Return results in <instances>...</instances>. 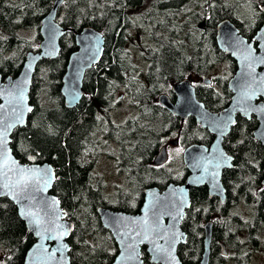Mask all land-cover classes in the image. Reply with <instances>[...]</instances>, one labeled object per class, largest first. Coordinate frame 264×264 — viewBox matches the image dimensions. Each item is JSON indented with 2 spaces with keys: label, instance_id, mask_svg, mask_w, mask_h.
Instances as JSON below:
<instances>
[{
  "label": "trees",
  "instance_id": "trees-1",
  "mask_svg": "<svg viewBox=\"0 0 264 264\" xmlns=\"http://www.w3.org/2000/svg\"><path fill=\"white\" fill-rule=\"evenodd\" d=\"M55 1L0 0V73L4 78L16 77L28 51L39 48L42 20ZM262 5L264 0H65L58 15V21L67 28L61 53L38 66L30 92L34 109L28 124L14 131L12 147L22 162H49L56 168L52 192L74 223L69 239L72 264H111L117 255V245L103 227L98 207L138 213L145 188L163 189L170 182H183L165 165L155 166V154L175 132H179L180 145H209L213 135L195 121L184 123L165 109L158 97L170 94L174 83L192 77V73L208 74L227 63L233 74L237 65L229 54L219 50L217 25L231 19L250 40L263 24ZM86 26L105 34L106 50L98 65L86 74L82 102L69 108L61 92L63 77L69 57L77 49L75 34ZM135 28L140 34L142 29L149 32L147 84L141 82V68L127 49ZM214 80L217 83L200 86L197 95L207 108L219 111L229 104L232 92L228 78L220 82V91L215 86L220 77ZM120 90L126 92V101L137 113L117 123L112 114L120 102ZM257 126L255 116H237L236 125L225 138L224 147L234 157L235 165L223 174L224 185L235 190L224 203L228 206L236 203L238 195H246L244 187H262L264 147L254 138ZM103 154L113 158L126 178V186L117 185L114 192L107 190L98 171ZM218 202L210 197L207 187L191 190V207L182 222L187 239L178 249L184 263L200 264L204 225L209 220H214L210 264L232 260L223 254L221 241L231 253L238 250V264H250L247 255L252 249L264 251V188L252 201L247 200L255 209L251 221L243 226L237 223V216L230 220L220 216ZM244 229L249 231L248 237L243 233L238 237ZM35 241L16 205L0 198V251L5 252L6 264H23ZM142 257L145 264H155L145 248Z\"/></svg>",
  "mask_w": 264,
  "mask_h": 264
},
{
  "label": "water",
  "instance_id": "water-1",
  "mask_svg": "<svg viewBox=\"0 0 264 264\" xmlns=\"http://www.w3.org/2000/svg\"><path fill=\"white\" fill-rule=\"evenodd\" d=\"M64 1L56 0L42 20L39 49L26 54L20 73L5 78L0 73V198H7L17 206L20 218L36 238L23 264H72L69 239L74 223L52 192L56 168L49 162H22L12 147L14 131L28 124L34 109L30 92L39 64L56 59L61 53V40L67 29L57 19ZM261 11L264 14V5ZM216 41L219 49L237 63V70L228 81L232 97L225 108L220 111L207 108L197 98L196 86L189 78L173 85L175 102L167 94L159 96V103L173 115L183 120L194 117L215 138L209 146L193 143L187 147L183 153L190 172L186 181L170 182L164 189L146 188L138 213L97 208L102 225L111 232L117 245V255L111 264H145L143 248L152 263L186 264L178 249L187 238L182 222L191 206V189L207 186L211 197L226 201L223 171L234 167V158L225 149L224 139L236 125L238 115L256 117L258 126L253 135L264 147V23L249 40L232 20L224 19L218 23ZM75 42L78 48L70 55L61 88L69 108L82 102L86 74L102 59L107 39L95 27L87 26L75 34ZM203 82L210 85L212 79L206 77ZM167 161L168 150L163 146L156 153L154 164L163 166ZM213 227L212 220L204 225L200 264H210ZM222 247L226 255L225 245Z\"/></svg>",
  "mask_w": 264,
  "mask_h": 264
},
{
  "label": "rangeland",
  "instance_id": "rangeland-1",
  "mask_svg": "<svg viewBox=\"0 0 264 264\" xmlns=\"http://www.w3.org/2000/svg\"><path fill=\"white\" fill-rule=\"evenodd\" d=\"M136 25L139 24L137 22V17L135 18ZM141 21V20H140ZM138 29L135 28L132 30V34L130 37V42L128 44L129 49L135 53L134 55L142 57V54L148 52V48L150 46V38L149 32L147 30H141V34L138 33ZM142 35V36H141ZM142 37V40H141ZM141 43V51L139 50ZM142 54H141V53ZM224 65V66H223ZM138 67V66H137ZM232 75V71L230 70V66L228 64H222L211 70L210 73H206L202 76L204 77H211L212 79H216L220 77V81L218 84H222L220 82L224 81L225 79L229 78ZM217 86V85H216ZM119 104L117 106L115 112H113L114 121L117 123L124 122L127 118L136 115V109L132 104L126 101L127 96L123 95V91L120 90L118 93ZM113 110V111H114ZM112 112V111H111ZM175 154L176 150L171 152V156L173 160L166 165V168L172 169L176 168L174 174L177 176H182L181 174V166L177 165L175 161ZM179 162V161H178ZM98 171L103 177L105 186L108 191L114 192V188L118 185L120 187L126 186V178L122 174H120L119 169L117 168L116 164L112 157L108 156L107 154H103L98 161ZM235 211L238 213L241 211V207L237 206ZM246 214V212H244ZM253 217V216H252ZM252 264H264V251L262 249H252ZM6 264V256L4 251H0V264ZM230 264V262L228 263Z\"/></svg>",
  "mask_w": 264,
  "mask_h": 264
},
{
  "label": "flooded vegetation",
  "instance_id": "flooded-vegetation-1",
  "mask_svg": "<svg viewBox=\"0 0 264 264\" xmlns=\"http://www.w3.org/2000/svg\"><path fill=\"white\" fill-rule=\"evenodd\" d=\"M203 24L205 25V23H203ZM199 27H200V25H199ZM128 53L130 54L131 59L134 60L135 55H133V54H135V53L131 52L130 50H128ZM135 65H137L138 67L141 68L140 69V73H139V75H140L139 78H140L141 82H143L144 84H147L148 83V80H147V77H146L147 76V73H148V70L147 69L150 66V62L148 60V57L145 56V55L142 56V57H139V58L137 57V60L135 62ZM236 70H237V66L235 68L234 73L236 72ZM233 74L231 76H233ZM203 75H204V73H202V72L200 74H193L192 73V77H190V79L192 80V83L196 86V93H197L198 89L200 88V86L204 85L203 78H202ZM185 78H188V77H185ZM181 80H183V79H181ZM212 83H217V82L212 79ZM216 90H218V91L222 90V86L218 84L216 86ZM168 95H169L170 99L173 102L176 101L177 96L175 95L172 86H171V93L168 94ZM184 121L185 122L195 121L196 124H197V121H196V119L194 117H190V118H188V119H186ZM197 125H199V124H197ZM169 137L170 138L168 139V144L166 145L167 148H168V153H169V160H168L167 164L170 163L173 160V158L171 156V152L173 150H176V154H175L176 164L177 165H185L184 162H183V153H184V150L188 146L191 145V143H187L186 145H180L181 141L179 140V138L172 139L173 138L172 135L169 136ZM213 140H214V136H213ZM212 141H211V143H212ZM194 143H199V142H194ZM199 144H201V143H199ZM227 170H230V169H226V170H224V172H226ZM224 172H223V174H224ZM181 174H182V178H184V180H186L187 176L189 175V171L186 169L185 166L181 169ZM262 180L263 179H261V181H260L262 187L257 186V187H255V189H251V188H249V186L248 187H244V191H245V194L246 195L243 196V197L241 195H238L236 197L237 201L233 205H229L228 206V205L224 204L226 201L225 202H222L217 197V199L219 200V202L217 203L218 207L216 209L217 213L220 216L227 217L228 220H230V219L234 218L235 216H237L236 221H237V223L239 222L241 226H243L244 224H248L251 221V217H250L251 212H252V210L254 212V209L255 208H254V203L247 204L246 202H247V200L252 201L255 197L258 196L259 192L264 188V185L262 183ZM228 184L230 186L233 185L232 180H229L228 181ZM226 193H227V198H228L229 196L235 195V190L233 188H231V187L229 189L226 187ZM237 206H240L241 207V211L238 212V213L235 211V208ZM244 212H246V214H244ZM240 233H243L245 235V238H247L248 235H249V231L247 229H244L242 232L237 233L238 234V237H240ZM221 244H223V241H221ZM234 248H236V244L233 245V249ZM252 253L253 252L250 251V253L247 255L248 258L250 259V264H251V259H252ZM227 256H231L232 257V260L230 261V264H238L237 258L240 256V254L238 253V250L237 251H234L233 250L232 253H231L230 250H227Z\"/></svg>",
  "mask_w": 264,
  "mask_h": 264
},
{
  "label": "snow or ice",
  "instance_id": "snow-or-ice-1",
  "mask_svg": "<svg viewBox=\"0 0 264 264\" xmlns=\"http://www.w3.org/2000/svg\"><path fill=\"white\" fill-rule=\"evenodd\" d=\"M0 147H2V145H0Z\"/></svg>",
  "mask_w": 264,
  "mask_h": 264
}]
</instances>
